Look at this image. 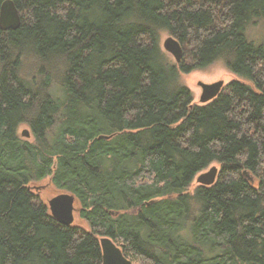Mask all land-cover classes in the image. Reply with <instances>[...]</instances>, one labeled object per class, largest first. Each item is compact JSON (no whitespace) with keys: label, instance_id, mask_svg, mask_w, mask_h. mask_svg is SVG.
Returning a JSON list of instances; mask_svg holds the SVG:
<instances>
[{"label":"trees","instance_id":"trees-1","mask_svg":"<svg viewBox=\"0 0 264 264\" xmlns=\"http://www.w3.org/2000/svg\"><path fill=\"white\" fill-rule=\"evenodd\" d=\"M12 1L0 264H102V237L134 264H264V44L249 38L264 0ZM163 33L189 64L171 62ZM218 61L243 82L195 105L181 75ZM214 164L216 184L188 192ZM48 177L89 229L61 225L32 193Z\"/></svg>","mask_w":264,"mask_h":264},{"label":"water","instance_id":"water-1","mask_svg":"<svg viewBox=\"0 0 264 264\" xmlns=\"http://www.w3.org/2000/svg\"><path fill=\"white\" fill-rule=\"evenodd\" d=\"M22 25V18L20 11L16 4L12 0H7L1 7L0 10V27L3 31H16ZM163 49L171 54L177 64H181L184 58L183 47L179 41L172 37H169L163 45ZM198 85L202 89L201 103L208 104L216 100L224 90V82L220 81L214 84H206L199 82ZM23 137L29 138L30 133L28 131L23 132ZM219 175V169L216 166L202 173L197 181L200 186L211 187L216 184ZM76 198L74 195L66 193L61 194L48 203L51 216L63 226H72L75 221L74 212ZM100 245L103 252V263L102 264H133L123 254L121 248L108 237H102L100 239Z\"/></svg>","mask_w":264,"mask_h":264},{"label":"rangeland","instance_id":"rangeland-1","mask_svg":"<svg viewBox=\"0 0 264 264\" xmlns=\"http://www.w3.org/2000/svg\"><path fill=\"white\" fill-rule=\"evenodd\" d=\"M169 37H170V35L168 33L162 34V36H161L162 48H163L164 42ZM249 38L253 42H255V44H257V45L264 44V23H261L258 26L251 28V30L249 32ZM182 47H183V51H184V58H183L182 63L189 64L187 58L189 56L190 51L186 47H184V46H182ZM167 54H168L171 62H173L174 64H177L175 61V58L171 54H169V53H167ZM241 80H242L241 78H239L236 75H234L233 73H231L222 61L215 62L212 65L206 67L205 69L195 70L191 73L181 75V83L183 85H185L192 92L193 97H194V104L198 105V106H204V104L201 103L202 89L198 85L199 82H203L206 84H214V83L222 81V82H224V90L222 93H224L226 91L227 87L232 82H234V81L243 82V80L242 81ZM25 131H28L30 133L29 138L22 136L23 132H25ZM19 134L22 136L23 139H26L29 141H32V139H33L31 132H30V128L28 127V125H21L19 128ZM213 166H216L220 172L221 169H220L219 165L214 164L211 167H213ZM211 167L208 168L207 170H205L203 173L208 172L211 169ZM200 175H198L195 178L193 183L188 188V192H190L191 194H193L196 191V189L201 187L197 181V179ZM30 188L33 191L32 193L35 196L39 197L47 205H48L49 201L51 199H53L54 197L67 193V192L58 190L52 184L51 177H48L47 179H45L41 182L32 184L30 186ZM75 208H76V211L74 212V216H75L74 225H79L85 229H89V226L87 225V223L84 220H82L78 214L79 207H78L77 202L75 203Z\"/></svg>","mask_w":264,"mask_h":264}]
</instances>
